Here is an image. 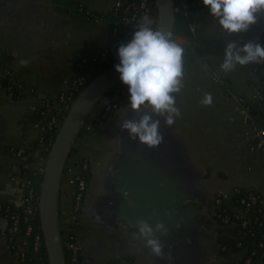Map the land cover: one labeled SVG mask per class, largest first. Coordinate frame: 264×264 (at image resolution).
Returning a JSON list of instances; mask_svg holds the SVG:
<instances>
[{
  "label": "crops",
  "instance_id": "1",
  "mask_svg": "<svg viewBox=\"0 0 264 264\" xmlns=\"http://www.w3.org/2000/svg\"><path fill=\"white\" fill-rule=\"evenodd\" d=\"M116 1L0 0V202L19 203L23 164L47 160L35 147L37 124L43 120L40 101L56 98L77 75L91 80L102 71L78 63L108 44L109 15ZM145 20L157 28L158 15H144ZM228 39L208 8L195 35L175 39L185 49V74L175 94L179 116L171 128L161 121L164 142L158 147L148 148L120 131L122 119L135 116L125 109L129 95L106 121L98 123L95 110L85 120L66 164L90 162L80 225L74 229L81 245L80 264H238L244 257L230 242L229 232L217 224L210 201L214 204L216 192L229 193L235 185L263 186L262 160L245 143L248 126L229 93L252 95L262 77L252 67L264 62L223 73L220 64ZM231 39L264 45V15L250 31ZM6 70L17 73L22 91L9 94ZM206 94L212 97L209 105L201 103ZM19 147L26 149L20 157L13 151ZM64 178L59 200L63 240L71 232L74 193ZM142 184L143 190L135 188ZM137 195L147 196L146 203ZM158 195L163 202L155 203ZM173 199L183 219L161 236L165 255L155 258L134 239L136 224L152 217V226L157 220L166 226ZM9 227L0 215V264H23L2 234Z\"/></svg>",
  "mask_w": 264,
  "mask_h": 264
},
{
  "label": "built area",
  "instance_id": "2",
  "mask_svg": "<svg viewBox=\"0 0 264 264\" xmlns=\"http://www.w3.org/2000/svg\"><path fill=\"white\" fill-rule=\"evenodd\" d=\"M153 8L157 9L155 0H117L109 15L111 25L108 44L98 55L82 58L78 65L83 67L92 64L100 68L108 63L121 43L127 44L132 39L133 32L142 23V16L154 13ZM174 11L178 20L182 17L189 20L192 35H195L200 19L207 13V7L204 6L203 0H176ZM182 36L183 34L178 31L173 34L176 40ZM252 70L256 74L262 72V77H259L260 82L253 86V94L246 96L235 91H230L229 94L235 101L236 111L248 126V130L244 133L245 143L250 151L260 156L264 179V66L255 65ZM5 77L10 81L7 86L10 95L14 94L15 88L21 91L24 89L14 70H6ZM214 78L222 84L225 83L222 76L215 75ZM89 81L86 76L77 75L67 82L56 98H45L40 101L38 113L43 120L37 124L38 148L43 151L47 149L49 153L50 149L46 147V141L49 140L52 144L75 98ZM128 95V86L122 82L116 85L94 109L96 118L100 119L109 112H115ZM13 151L18 157L26 153L23 147L13 148ZM48 153L45 155L46 158ZM45 165L46 162L23 164L22 193L19 203H14L15 205L12 206L0 202V215L10 222L9 229L2 230V234L9 245L19 253L23 264H45L43 255L45 253L47 255V252L43 251V246L46 249L44 235L40 221L39 223L35 221L39 217V192ZM75 167H67L64 171V176H68V181L74 187L71 232L64 240V248L68 251L70 264L81 262V245L74 229L80 224L90 162L88 159H83ZM35 179L40 185L38 193ZM213 200L217 224L229 232L235 241V247L244 253L238 264H264V181L260 188L235 185L229 193L218 191L214 194ZM247 237L255 239L248 245L245 240ZM227 249L228 245H224L223 250Z\"/></svg>",
  "mask_w": 264,
  "mask_h": 264
},
{
  "label": "clouds",
  "instance_id": "3",
  "mask_svg": "<svg viewBox=\"0 0 264 264\" xmlns=\"http://www.w3.org/2000/svg\"><path fill=\"white\" fill-rule=\"evenodd\" d=\"M203 4L229 37L220 64L223 73H231L238 66L264 62V45L251 41L241 45L231 39L234 34L250 31L258 17L264 15V0H203ZM184 54L185 49L171 32L154 28L148 20L138 26L127 44L119 46V63L115 68L122 83L128 86L126 112L135 114L122 119L120 131L126 132L131 140L138 139L148 148L164 142L161 121L171 128L179 116L175 94L181 91L185 74ZM201 103L211 104V95L206 94ZM151 220L149 217L137 222L134 239L139 240L151 256L162 258L165 245L161 236H167L169 229L160 220L152 226Z\"/></svg>",
  "mask_w": 264,
  "mask_h": 264
},
{
  "label": "water",
  "instance_id": "4",
  "mask_svg": "<svg viewBox=\"0 0 264 264\" xmlns=\"http://www.w3.org/2000/svg\"><path fill=\"white\" fill-rule=\"evenodd\" d=\"M158 13L157 29L171 32L179 31L192 36L190 22L186 17L177 19L174 6L176 0H155ZM100 71L92 78L75 98L71 108L64 117L47 155L45 171L39 192V221L44 235L48 264H67L64 240L59 224V200L64 171L75 139L89 114L116 85L121 83L120 74L115 65ZM144 184L136 186L143 190ZM138 197L140 195H137ZM147 196L141 195L142 203ZM163 196H154L155 203L163 202ZM171 221L167 218L166 227L176 228L183 217L176 199L171 201ZM168 223H170L168 225Z\"/></svg>",
  "mask_w": 264,
  "mask_h": 264
},
{
  "label": "trees",
  "instance_id": "5",
  "mask_svg": "<svg viewBox=\"0 0 264 264\" xmlns=\"http://www.w3.org/2000/svg\"><path fill=\"white\" fill-rule=\"evenodd\" d=\"M153 12L156 14V15H158V13H157V9L156 8H153ZM119 61V57H118V51H115L113 54H112V56L110 57V61L108 62V63H106V64H104L102 67H100V68H98V67H96L95 65H93L94 67H96V68H98L99 70H103V69H106V68H108V67H110V66H112L113 64H115L116 62H118ZM9 79L8 78H6L5 77V85L6 86H8L9 85ZM19 90L18 89H14V93H17ZM111 114H113V112H109L107 115H105V117H103V118H100V119H98V123L100 122V121H106L108 118H109V116L111 115ZM51 142L49 141V140H47L46 141V147L48 148L49 147V149L51 148V145L52 144H50ZM37 147V146H36ZM44 153H45V155L48 153V150L47 149H44ZM73 153V150L71 151V154ZM39 182H38V180L37 179H35V184L37 185V193H38V191H39V184H38ZM5 204H10V205H12V206H14L15 204L14 203H5ZM35 221H37L38 223H39V217L37 218V220L35 219ZM79 225L80 224H78V226L77 227H79ZM253 239H255V238H251V237H247L245 240H246V242H247V244L249 245L252 241H253ZM233 245H235V241H234V239L232 240V241H230ZM231 243H229L228 245H230ZM238 250H240L239 248H237ZM46 249H45V247L43 246V251H45ZM65 253H66V258H67V263L68 264H70V262H69V256H68V251H65ZM43 263H45V264H48V259H47V255H46V253L43 255Z\"/></svg>",
  "mask_w": 264,
  "mask_h": 264
},
{
  "label": "rangeland",
  "instance_id": "6",
  "mask_svg": "<svg viewBox=\"0 0 264 264\" xmlns=\"http://www.w3.org/2000/svg\"><path fill=\"white\" fill-rule=\"evenodd\" d=\"M69 178H70V175H69ZM65 179L67 180V182H68L69 184H71V183L68 181L69 179H68V176H67V175L65 176L64 180H65Z\"/></svg>",
  "mask_w": 264,
  "mask_h": 264
},
{
  "label": "flooded vegetation",
  "instance_id": "7",
  "mask_svg": "<svg viewBox=\"0 0 264 264\" xmlns=\"http://www.w3.org/2000/svg\"><path fill=\"white\" fill-rule=\"evenodd\" d=\"M87 184H88V183H87ZM213 198H214V195H213ZM210 202H211L212 206H214V204H213L212 200H211Z\"/></svg>",
  "mask_w": 264,
  "mask_h": 264
}]
</instances>
